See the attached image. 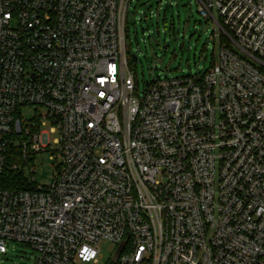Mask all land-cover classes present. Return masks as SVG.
<instances>
[{
	"label": "built area",
	"instance_id": "1",
	"mask_svg": "<svg viewBox=\"0 0 264 264\" xmlns=\"http://www.w3.org/2000/svg\"><path fill=\"white\" fill-rule=\"evenodd\" d=\"M134 1L0 0V264H264V0H195L218 56L142 93ZM46 151L49 186L6 188Z\"/></svg>",
	"mask_w": 264,
	"mask_h": 264
},
{
	"label": "rangeland",
	"instance_id": "2",
	"mask_svg": "<svg viewBox=\"0 0 264 264\" xmlns=\"http://www.w3.org/2000/svg\"><path fill=\"white\" fill-rule=\"evenodd\" d=\"M164 6L157 0H135L130 9L133 16L127 23L126 34L129 54L135 55L137 62H129V68L139 93L145 89L146 82L156 78L202 74L218 56L223 41L214 32L213 22L206 21L197 12L195 0H173L167 10ZM21 113L28 121L38 113L43 115L44 111L30 107ZM51 156L48 151L36 154L31 164L33 173L25 170V177L38 187L49 186L55 178L60 160ZM99 249L98 264H107L115 246L104 241ZM36 258L37 253L25 244L11 242L4 260L5 264H31Z\"/></svg>",
	"mask_w": 264,
	"mask_h": 264
},
{
	"label": "trees",
	"instance_id": "3",
	"mask_svg": "<svg viewBox=\"0 0 264 264\" xmlns=\"http://www.w3.org/2000/svg\"><path fill=\"white\" fill-rule=\"evenodd\" d=\"M222 40V39H221ZM129 62H134L131 59V55L129 54ZM6 188L10 190H26L31 188L30 185L27 183V178L21 172H9L6 174L5 178ZM107 264H115L111 261H108Z\"/></svg>",
	"mask_w": 264,
	"mask_h": 264
},
{
	"label": "water",
	"instance_id": "4",
	"mask_svg": "<svg viewBox=\"0 0 264 264\" xmlns=\"http://www.w3.org/2000/svg\"><path fill=\"white\" fill-rule=\"evenodd\" d=\"M164 8H165V10H167L168 6L165 5ZM131 59H132L134 62H137V57H136L135 55H132V56H131ZM122 250H123V246L120 245V246L115 250L114 254H113L112 257H111V261H112V262H117V260H118V258H119V256H120V254L122 253Z\"/></svg>",
	"mask_w": 264,
	"mask_h": 264
}]
</instances>
